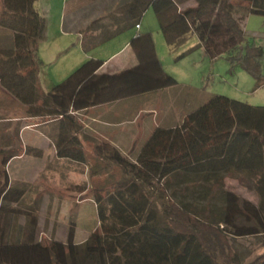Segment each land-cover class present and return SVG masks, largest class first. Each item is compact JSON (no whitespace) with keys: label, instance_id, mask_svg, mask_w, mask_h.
Returning a JSON list of instances; mask_svg holds the SVG:
<instances>
[{"label":"trees","instance_id":"trees-1","mask_svg":"<svg viewBox=\"0 0 264 264\" xmlns=\"http://www.w3.org/2000/svg\"><path fill=\"white\" fill-rule=\"evenodd\" d=\"M35 1L2 0L1 9L4 15L23 18L25 47L38 70L46 19ZM243 1L249 6L230 0H128L123 8L80 29L81 44L98 45L139 26L143 12L151 8L169 47H180L193 33L209 59L225 56L230 67H240L254 78L256 89L264 84V48L248 38L243 22L249 14L264 15V0ZM188 2L192 3L185 5ZM129 45L136 56L134 65L102 72V59L87 58L42 95L36 89L35 102L57 111L49 119L73 118L82 109L177 84L164 70L149 32L135 35ZM74 136L78 141L77 133ZM23 149L28 152L26 146ZM93 149L126 176L106 194L95 193L98 230L77 244L70 223L65 240L42 242L33 208L25 213L28 221L15 238L0 226V264H71L68 245L74 249V264H215L216 253L226 264H240L229 236L264 233L260 209L222 187L225 176L244 173L256 177L264 195V104L213 94L181 123L154 127L134 160L105 139H96ZM19 154L15 149L0 152V215L19 213L16 204L24 190L11 184L6 170ZM153 188L161 198L159 208L149 194ZM210 192L215 205L205 209L200 201ZM242 264H264V251Z\"/></svg>","mask_w":264,"mask_h":264},{"label":"rangeland","instance_id":"rangeland-1","mask_svg":"<svg viewBox=\"0 0 264 264\" xmlns=\"http://www.w3.org/2000/svg\"><path fill=\"white\" fill-rule=\"evenodd\" d=\"M1 1L0 152L15 149L20 153L9 161L6 170L11 184L22 188L24 195L16 204L19 213L13 216L0 215V226L11 234L10 237L15 238L28 221L25 213L35 208L39 240H65L68 227L73 223L74 242L81 244L99 228L95 193L99 191L106 194L126 176L115 163L95 153V138L84 139L80 127L85 123L84 115L75 112L73 118L49 119L55 117L57 111L35 102L36 89L42 95L89 55L106 57L109 51L122 44L128 32L134 28L121 32L111 40L84 48L75 31L69 34L61 32L60 23L64 18V28L69 25L75 3H78L74 10L75 23L81 25L89 21V13H97V7L89 9V5L94 1V6H98V0H36L34 7L46 19L45 37L38 46V55L43 64L37 70L25 47L23 18L4 15ZM105 1H108V6L114 0ZM254 16L258 19L245 24L246 32H250L247 36L256 44L264 45V15ZM146 29L153 31L156 53L164 70L181 84L187 83L178 88L180 92L189 91L191 93L188 95L193 94L205 100L210 95L222 94L257 105L264 104V84L254 89V78L240 67H230L225 56L211 61L200 60V64L195 52L191 56H188L191 52L188 53L186 58H177L189 47L197 46L193 51L200 50L195 34H189L180 47H169L151 8L141 19L139 30ZM199 52L203 56L201 50ZM261 69L264 74V57ZM78 132L81 137L78 136L77 141L74 133ZM25 146L28 148L26 153L23 149ZM137 153L138 144L121 152L130 160H134ZM222 187L248 199L264 216V195L258 189L256 177L244 173L229 174L224 177ZM165 193L170 197L172 191L168 188ZM149 194L158 208L161 207L157 190L149 189ZM210 195L211 192L200 201L205 209L215 205ZM228 242L240 264L264 251V233L229 236ZM68 249L70 263L74 264L73 246L68 245ZM86 264H90V261ZM215 264H226V260L216 253Z\"/></svg>","mask_w":264,"mask_h":264},{"label":"crops","instance_id":"crops-1","mask_svg":"<svg viewBox=\"0 0 264 264\" xmlns=\"http://www.w3.org/2000/svg\"><path fill=\"white\" fill-rule=\"evenodd\" d=\"M103 1L104 0H98V4H96L98 6H94V1L89 5V9H95L97 7V13H89V21H86L81 25H77L73 20L76 19L74 10L78 7V3H75L73 5L72 17L69 18V25L66 28H64L65 19L62 18V23H60L61 32L69 34L72 31H75L78 34L79 42H81L82 36L79 33L80 29L95 18L123 8L128 0H114L112 4L108 6V1H105V3ZM230 2L239 7L249 6L248 2L243 0H230ZM191 3L192 2H188L185 5ZM148 9L149 8L143 12L141 19L144 14L147 13ZM254 15L256 14H249L245 17L243 22L244 28L246 23L249 24L251 21L258 19ZM141 19L138 27L134 26L128 28H134V30L128 32V35L123 39L120 46L109 51L106 57L98 58L103 60L100 71L114 72L136 63V56L129 45L131 38L139 33L149 32L152 35L151 32H153L150 29H146L145 31L139 30L141 28ZM251 31H253V29H251ZM247 32L246 34H250V32ZM258 45H261L264 48L263 44L258 43ZM200 50L203 56L200 54ZM200 50H195L188 54V56H191L194 55L192 53L195 52L198 55V64H200V60L205 61L206 59H209L206 56L203 47H200ZM96 57L97 56L92 55H89V57L87 56V58ZM209 61H211V59H209ZM180 82L181 81H177V84L174 86L77 111V114L84 115L85 117L84 125L80 126L84 139L91 140L95 138L108 140L120 152L129 150L132 146L138 144L139 151L141 144L146 140L154 127H171L181 123L188 112L194 110L205 101V99H199L196 95H188L191 93L189 91H186L185 93L180 92L179 87L187 85V83L181 84ZM78 133L77 136L81 137V133Z\"/></svg>","mask_w":264,"mask_h":264},{"label":"built area","instance_id":"built-area-1","mask_svg":"<svg viewBox=\"0 0 264 264\" xmlns=\"http://www.w3.org/2000/svg\"><path fill=\"white\" fill-rule=\"evenodd\" d=\"M136 27H138V25Z\"/></svg>","mask_w":264,"mask_h":264}]
</instances>
